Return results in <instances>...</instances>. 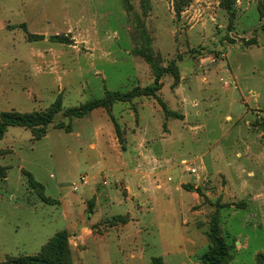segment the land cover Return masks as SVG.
Wrapping results in <instances>:
<instances>
[{
  "label": "rangeland",
  "instance_id": "obj_1",
  "mask_svg": "<svg viewBox=\"0 0 264 264\" xmlns=\"http://www.w3.org/2000/svg\"><path fill=\"white\" fill-rule=\"evenodd\" d=\"M229 1L0 0V121L59 99L62 110L42 138L10 127L0 141V264L39 254L63 231L74 264H212L215 218L232 248L223 264H258L264 0ZM159 75L154 96L137 91ZM106 206L113 214L92 233L141 224L131 244L111 237L74 253ZM142 207L152 209L142 217Z\"/></svg>",
  "mask_w": 264,
  "mask_h": 264
},
{
  "label": "trees",
  "instance_id": "obj_2",
  "mask_svg": "<svg viewBox=\"0 0 264 264\" xmlns=\"http://www.w3.org/2000/svg\"><path fill=\"white\" fill-rule=\"evenodd\" d=\"M179 1V0H178ZM228 7H231V1L223 0ZM184 5V3H183ZM182 11L180 5H176V12L179 14ZM156 70V69H155ZM160 76H158L157 83L153 87H148L143 90L138 89L140 94L147 96H154L158 91H160L161 86L159 84ZM134 96V92H130L126 95H121L119 93H109L102 100H93L83 105L80 108L68 109L64 112L66 117H76L82 118L94 111L95 109L108 106L114 99H128ZM163 104V103H162ZM165 114L169 115V111L163 104ZM61 110L60 99L53 104V106L44 113H32V114H21V113H5L1 116L0 121V141H2L4 135L10 127H20L32 130L35 134L36 139H40L44 136V130L46 127L53 124L55 116ZM66 129L67 132L71 131V126L60 125L59 129ZM117 132L119 128L116 126ZM218 222L216 218L214 219V225L212 226V231L209 234V240L213 245V252L209 255L208 261L212 264H223L227 259H229L231 246L227 244L225 239L219 235ZM70 246L68 242L67 232H59L55 234L47 244L42 248L41 252L35 256H23L16 259H12L10 264H74L71 259ZM207 255L204 256L206 258ZM152 264H164L162 257L153 258ZM258 264H264V256L259 257Z\"/></svg>",
  "mask_w": 264,
  "mask_h": 264
},
{
  "label": "crops",
  "instance_id": "obj_3",
  "mask_svg": "<svg viewBox=\"0 0 264 264\" xmlns=\"http://www.w3.org/2000/svg\"><path fill=\"white\" fill-rule=\"evenodd\" d=\"M107 207V206H106ZM150 209L152 208H149V209H146V207H142L140 211H135L136 214H140V216H144L146 215L147 213L150 212ZM190 209H191V205L188 206V212L190 213ZM109 212H111L110 215H112L113 211L110 210L109 207H107L105 210H99V208L95 209V212L89 222V225L88 226H83V229L81 230V235L82 233L84 232V230L89 234L90 236L88 237H82L81 235L78 237H75L79 240V243H75L78 247H75L74 248V253H81L83 252L84 250H86L88 248V243L89 242H92L94 245L95 244H98V243H103L104 241L106 240H109L111 237H114L116 242L118 244H125L126 241H128L127 243L131 244V233L129 232L131 226H134V228H137V226H141V224H137V225H132L133 223L132 222H129V224L127 225H115V226H112V227H108V230L107 232H105V234L103 236H100L98 237V235H94L91 231V227L95 226L96 224H99L100 221H102V217L103 215H107ZM143 212V213H142ZM147 212V213H146ZM191 214V213H190ZM137 223H139L137 221ZM133 228V227H132ZM143 231L141 230H138V231H134V236H136L137 234H142ZM81 238H83L81 240ZM81 240V241H80ZM131 255V254H130ZM134 259V256L131 255L130 259ZM75 263V262H74ZM125 264H129L128 261H126Z\"/></svg>",
  "mask_w": 264,
  "mask_h": 264
}]
</instances>
